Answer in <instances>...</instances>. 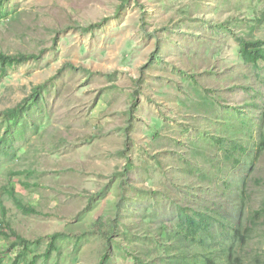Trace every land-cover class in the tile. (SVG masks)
Instances as JSON below:
<instances>
[{
	"label": "rangeland",
	"instance_id": "obj_1",
	"mask_svg": "<svg viewBox=\"0 0 264 264\" xmlns=\"http://www.w3.org/2000/svg\"><path fill=\"white\" fill-rule=\"evenodd\" d=\"M1 9L0 50L40 56L0 68V110L44 86L18 121L0 118L13 147L0 157V191L15 184L40 212L2 196L13 229L37 242L38 264H100L107 243L97 230L115 225L108 264L156 260L176 244L178 205L242 220L243 244L218 225L208 251L234 245L238 264H264V214L252 222L264 210V63H245L240 43L264 40V0H11ZM23 171L32 175L14 174Z\"/></svg>",
	"mask_w": 264,
	"mask_h": 264
},
{
	"label": "trees",
	"instance_id": "obj_2",
	"mask_svg": "<svg viewBox=\"0 0 264 264\" xmlns=\"http://www.w3.org/2000/svg\"><path fill=\"white\" fill-rule=\"evenodd\" d=\"M11 0H0V19L3 18L2 7L6 2H10ZM262 21H264V14L262 15ZM222 25V24H221ZM241 43V56L244 59L245 63L252 65H259L260 63H264V40L251 38L250 40L242 38L240 39ZM40 59L39 55L29 54V53H15L10 54L0 50V68L2 73H6L8 69L29 63L31 61H37ZM44 91V86H40L35 88L32 91V94L22 100L18 105L14 107L7 108L5 110H0V118L5 121H18L22 114L27 110L31 109L32 106L39 103L42 92ZM10 131L7 133L9 134ZM263 141V140H262ZM11 140L10 136H2L0 137V157L4 155H9L11 149ZM17 176L22 175H32L29 172H15ZM35 184H30L26 182H22V187L25 189H31L35 187ZM2 196H7L19 209L26 215L40 214L32 204L27 203L20 196L17 191V187L15 184L4 186L0 191V240L3 241V245L0 247V264H38V259L41 256L35 255L31 257L33 254V249L31 246H35L37 242L30 241L21 235H19L13 227L10 225V220L8 218V210L5 206L4 200ZM182 208L181 220L179 222V229L176 231V244L174 246H164L161 244V248H163V254H160L156 260L151 262L142 261L141 255L136 254L134 259L136 264H204L203 260L199 256H203L206 258L205 264H224V254L228 257L226 258L227 262L225 264H238L239 259L234 257V245L229 249L224 250V246L221 248L222 250H214V253H209L207 245V241L211 240L213 243L216 241V232L214 233V228L216 226H221L222 231L226 236L230 235L231 239L236 241L238 240L240 243H244L246 241L247 234L250 230L248 226L243 225L241 221L237 226L234 225V217L232 214L231 221H227V217L224 215V208L222 211L213 210L211 212H206L205 210H199L196 208H191L190 206H181L178 205V208ZM219 214V215H218ZM264 214V210H259L255 213L254 218L252 219L253 223H256V219H259ZM179 215V212H178ZM183 217V218H182ZM218 217V218H217ZM101 220H98L97 226L100 225ZM177 227V228H178ZM162 229H167L166 225L162 226ZM168 230V229H167ZM98 233L102 235V237L106 240L107 243V251L103 255L100 264H108L111 260V248L112 243L114 241V236L117 233L116 225L108 228L107 230H102L100 227L97 230ZM220 231V230H218ZM64 236L61 233L55 234L51 237L48 250L46 254L43 256L45 261H48L52 256L54 250L58 249L57 243L58 239ZM14 240V241H12ZM6 244V245H5ZM119 245V249L125 252L124 246ZM190 245L196 250L194 254H190ZM222 259V263H219V259Z\"/></svg>",
	"mask_w": 264,
	"mask_h": 264
}]
</instances>
